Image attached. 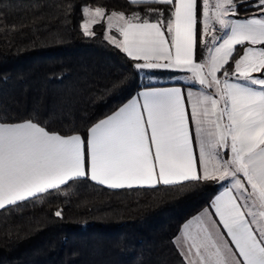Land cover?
Here are the masks:
<instances>
[{
    "label": "crops",
    "instance_id": "1",
    "mask_svg": "<svg viewBox=\"0 0 264 264\" xmlns=\"http://www.w3.org/2000/svg\"><path fill=\"white\" fill-rule=\"evenodd\" d=\"M128 1L173 3L166 29L157 20L110 13L106 37L141 68L178 74L171 84L141 88L92 125L86 152L79 135L0 123V209L82 177L109 189L216 179L221 187L210 206L174 237L178 252L186 264H264V17L229 12L226 29L198 62L196 0ZM242 43L248 46L232 78L219 79ZM242 60L250 65L243 73ZM181 75L189 82L175 80Z\"/></svg>",
    "mask_w": 264,
    "mask_h": 264
},
{
    "label": "trees",
    "instance_id": "2",
    "mask_svg": "<svg viewBox=\"0 0 264 264\" xmlns=\"http://www.w3.org/2000/svg\"><path fill=\"white\" fill-rule=\"evenodd\" d=\"M257 2L231 0L233 17H264ZM202 3L196 0L198 62L210 46ZM84 7L157 20L166 29L174 5L0 0V123L32 122L60 136L79 135L86 152L92 125L141 88L171 84L178 72L141 68L106 37L103 19L85 32ZM246 46L234 47L219 79L232 78ZM220 187L216 179L121 189L87 177L70 180L0 209V264H186L174 237L184 221L210 206Z\"/></svg>",
    "mask_w": 264,
    "mask_h": 264
},
{
    "label": "rangeland",
    "instance_id": "3",
    "mask_svg": "<svg viewBox=\"0 0 264 264\" xmlns=\"http://www.w3.org/2000/svg\"><path fill=\"white\" fill-rule=\"evenodd\" d=\"M258 6H260V9H264V0H258L256 3ZM233 11V5L231 3V0H203L202 3V24H203V38L204 40H207V38L210 40V42H213L216 40V35L218 32H222L223 30L226 29V20L224 16H228L229 12ZM84 13H85V20L82 22V29L85 32H89L92 26L100 21L101 19H104V11L101 8H89V7H84ZM115 13H113L114 15ZM112 14L110 15L109 20L113 16ZM117 15V14H115ZM123 14H121V17ZM119 17V16H115ZM108 20V21H109ZM140 66V65H139ZM250 65L246 60H242V62L238 66V71H243L247 68H249ZM240 73V74H241ZM264 70L260 69V74H263ZM242 79L245 82H252L253 80L250 79V77H238ZM175 80L188 83L189 80L187 76L181 75L179 77H175ZM150 82L154 81H160L157 78H150ZM228 181L231 184H238V179L230 177ZM240 192V191H239ZM248 195V194H247ZM242 198L245 197V193L243 192L241 194ZM244 201H246L244 199ZM247 203V201H246ZM250 205V202L248 203Z\"/></svg>",
    "mask_w": 264,
    "mask_h": 264
}]
</instances>
